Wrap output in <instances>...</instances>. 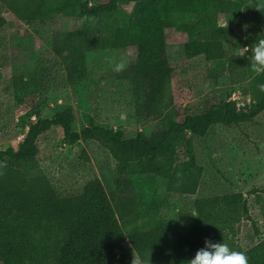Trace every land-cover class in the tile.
I'll list each match as a JSON object with an SVG mask.
<instances>
[{"label":"trees","instance_id":"obj_1","mask_svg":"<svg viewBox=\"0 0 264 264\" xmlns=\"http://www.w3.org/2000/svg\"><path fill=\"white\" fill-rule=\"evenodd\" d=\"M125 4H133V9L127 10ZM248 7L257 9L263 28L240 42L241 47L248 46V54H236L227 46L235 36L234 29L220 24L218 17L239 15ZM7 8L25 22L49 23L48 42L56 61L41 64L31 73L15 71L4 80L6 89L34 102L28 117L34 115L36 120L24 122L28 129L18 147L0 149V162L20 171L22 177L47 176L50 180L53 191L47 194L49 200L42 202L43 197L28 192L19 200L23 206L26 199L38 201L28 207L39 208L54 205L57 197L83 194L85 198L71 230L55 229L49 234L40 229L33 233L35 260L45 264H132V256L118 257L120 248L128 243L142 264H188L208 239L243 251L248 264H264V237L248 246L239 241L240 223L244 219L252 221L256 232L259 230L249 200L241 191L196 197L192 223L179 237H171L169 226L160 223L129 234L122 220L137 208L130 196L135 190L134 179L129 175L132 161L150 157L152 173L167 181L170 194L195 195L201 187L203 167L194 152V138L206 137L216 125L243 127L264 111V91L258 87L264 83V72L252 71L248 60L257 36L264 35V3L95 0L90 4V0H0V71L10 65L12 58L8 48L12 22L3 14ZM173 28L188 35L183 43L187 59L204 57L205 79L217 80L227 72L246 79L253 101L237 107L235 102L224 98L209 97L189 106L179 105L173 91L174 67L170 63L173 53L167 34ZM131 48L136 50L134 61L115 71V77L134 84L137 121L157 120L151 133L139 130L130 135L122 127L104 126L93 119L78 130L72 106L55 111L51 117L41 116V108L59 80L62 60L72 65L82 53ZM85 74L86 69L78 70L66 73L62 79L75 85L85 80ZM54 127L62 129L63 143L74 150L66 163L54 160L57 146L42 155L41 136ZM98 136H105L108 144L119 146L120 162L116 170L119 186L113 191H108L100 176L88 167L91 157L87 151L77 146L80 140L95 141ZM179 146L185 147L187 159L176 154ZM55 162L58 168L52 171L50 164Z\"/></svg>","mask_w":264,"mask_h":264},{"label":"rangeland","instance_id":"obj_2","mask_svg":"<svg viewBox=\"0 0 264 264\" xmlns=\"http://www.w3.org/2000/svg\"><path fill=\"white\" fill-rule=\"evenodd\" d=\"M259 1L264 3V0ZM94 2L95 0H90V4ZM133 6L125 4L124 8L132 10ZM3 14L12 22L8 31V48L12 58L10 65L0 71V149L10 145L18 147L28 129L24 122L28 124L29 120H36L34 115L28 117L34 102L21 93L6 89L4 80L15 71L31 73L41 64L56 61L48 42L50 28L48 22L36 24L25 22L8 8ZM218 22L234 29L235 36L227 46L236 54H248V46L241 47L240 42L263 28L257 9L252 7L245 8L241 14L235 16L221 14ZM245 24L247 27H243ZM167 34L173 53V60L170 62L174 67L173 91L175 101L179 105L189 106L209 97L224 98L235 102L237 107L253 101L246 79L228 72L217 80L205 79L204 57L187 59L184 55L183 43L188 39L184 30L173 28L168 30ZM135 56L136 50L132 48L103 49L80 54L72 65L71 62L62 60L63 65L61 67L58 65L59 80L51 90L46 105L43 104L41 116L51 117L55 111L72 106L76 113L78 130L93 119L104 126L122 127L130 135H135L139 130L151 133L157 120L147 123L137 121L136 88L130 81L116 78L113 70L114 63L121 62L123 67H126L134 61ZM85 69L86 78L78 84L71 85L64 79L66 73L71 74ZM62 137L63 131L60 127H54L41 136L42 155L49 154L51 148L57 146L54 150V153H57L54 160H61L64 163L71 160L74 150L63 143ZM95 139L80 140L76 144L84 148L91 157L88 167L93 168L100 176L108 191H113L119 186L116 183L117 164L120 162L119 146L108 144L105 136H98ZM193 142L196 158L203 167L201 187L195 195L170 194L167 191V181L152 173L150 157H143L130 163L129 175L134 179L135 188L130 196L135 199L137 208L122 219L126 232L131 234L139 230H148L160 223L169 226L171 237H179L192 223L193 202L196 197L241 191L249 200L250 212L259 230L256 232L252 221L244 219L240 223L239 241L243 246H248L262 239L264 111L256 116L254 122L243 127L213 126L206 137L194 138ZM184 150V146L176 148V154L180 159L189 157ZM50 162L52 160L48 161ZM50 165L52 171L58 168L56 162ZM31 189L40 192L46 188L44 182L39 179L34 181L31 178H24L20 171L0 162V264H45L44 261L35 260L32 256L33 233L40 228L31 225L49 213H58L52 204L39 207V210H26L19 200ZM7 194L17 197L13 199ZM46 200H49L48 196L42 202ZM67 206L75 209L74 202ZM60 216L73 218V215L67 214ZM123 255L132 256L134 262L142 264L128 243L118 251V257Z\"/></svg>","mask_w":264,"mask_h":264},{"label":"clouds","instance_id":"obj_3","mask_svg":"<svg viewBox=\"0 0 264 264\" xmlns=\"http://www.w3.org/2000/svg\"><path fill=\"white\" fill-rule=\"evenodd\" d=\"M243 27H247V24ZM248 60L252 71L264 72V35L257 36L252 44ZM122 68L123 63L121 62L113 65L114 71L119 72ZM258 87L264 91V83L259 84ZM132 264H139V262H132ZM188 264H248V262L243 251L232 249L222 241L212 242L205 239V245L195 252L194 256L188 260Z\"/></svg>","mask_w":264,"mask_h":264},{"label":"crops","instance_id":"obj_4","mask_svg":"<svg viewBox=\"0 0 264 264\" xmlns=\"http://www.w3.org/2000/svg\"><path fill=\"white\" fill-rule=\"evenodd\" d=\"M24 178H31L34 181L36 179H39V181L44 182V187L46 188L45 191L39 192V191H36V189H31V191H29V192H34L37 196H41V197L44 196V198H42V199L47 198V196H45V195L49 194L50 192L53 191V186H52V184H51V182L47 176L24 177ZM7 195H9L13 199L15 197H17V196L12 197L10 194H7ZM84 201H85V198H84L83 194H79V195H76L73 197H68V198L57 197L55 202H54V205H55L54 207H55V209H57V211H55V212H57L59 215L56 213H49V214L41 217L40 219H38L31 226H34V228H38V229L39 228L45 229L48 231L49 234L51 233V231H53L55 229L71 230V228L76 223L77 217H78L79 212H80V210L84 204ZM37 202L38 201H27L26 204L24 205V207L26 210H32V211L39 210L36 207H34V208L28 207L30 205L36 204ZM71 202L75 203V209H71L70 206H67ZM62 205H64V206H62ZM62 214L73 215V218H71V219L69 217L62 218L60 216Z\"/></svg>","mask_w":264,"mask_h":264}]
</instances>
